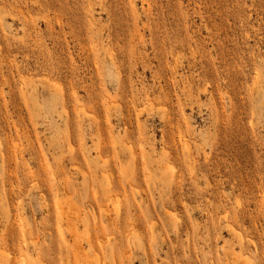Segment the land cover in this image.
<instances>
[{"label":"rangeland","instance_id":"1","mask_svg":"<svg viewBox=\"0 0 264 264\" xmlns=\"http://www.w3.org/2000/svg\"><path fill=\"white\" fill-rule=\"evenodd\" d=\"M0 264H264V0H0Z\"/></svg>","mask_w":264,"mask_h":264},{"label":"bare ground","instance_id":"2","mask_svg":"<svg viewBox=\"0 0 264 264\" xmlns=\"http://www.w3.org/2000/svg\"><path fill=\"white\" fill-rule=\"evenodd\" d=\"M141 113H142V112H141ZM130 149H131V148H130ZM144 155H145V154H144ZM143 157H144V156H143ZM144 158H145V157H144ZM105 161H106V160H105ZM105 161H104V162H105ZM105 164H106V163H105ZM106 177H107V176H106ZM137 194H138V193H137ZM150 228H151V227H150Z\"/></svg>","mask_w":264,"mask_h":264}]
</instances>
